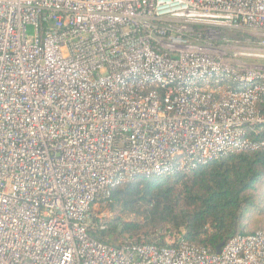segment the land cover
Masks as SVG:
<instances>
[{"label":"built area","instance_id":"2783aa9c","mask_svg":"<svg viewBox=\"0 0 264 264\" xmlns=\"http://www.w3.org/2000/svg\"><path fill=\"white\" fill-rule=\"evenodd\" d=\"M246 148L264 0H0V264H264V229L220 253L87 234L115 185Z\"/></svg>","mask_w":264,"mask_h":264},{"label":"trees","instance_id":"16d2710c","mask_svg":"<svg viewBox=\"0 0 264 264\" xmlns=\"http://www.w3.org/2000/svg\"><path fill=\"white\" fill-rule=\"evenodd\" d=\"M102 203L112 217L100 226L93 216L87 225L99 242L163 247L167 236L180 235L216 252L222 239L245 232V222L264 217V150L246 148L179 172L134 176Z\"/></svg>","mask_w":264,"mask_h":264},{"label":"rangeland","instance_id":"374dc122","mask_svg":"<svg viewBox=\"0 0 264 264\" xmlns=\"http://www.w3.org/2000/svg\"><path fill=\"white\" fill-rule=\"evenodd\" d=\"M91 212H92V215L94 217H96L100 213H106V215L108 216L107 221L112 217V215L114 213L106 204L104 205L103 203L95 205L92 208ZM263 218H264L263 216H259V218H258V219H260L259 221L248 220L247 222H245L244 231L245 232H253L256 230L264 229ZM175 236L176 235H169L167 237H170L169 239H172V237H175Z\"/></svg>","mask_w":264,"mask_h":264},{"label":"water","instance_id":"95a60500","mask_svg":"<svg viewBox=\"0 0 264 264\" xmlns=\"http://www.w3.org/2000/svg\"><path fill=\"white\" fill-rule=\"evenodd\" d=\"M227 239H222V241L220 243H218V245L216 246V253H220L221 249H222V246L224 245L225 241Z\"/></svg>","mask_w":264,"mask_h":264}]
</instances>
